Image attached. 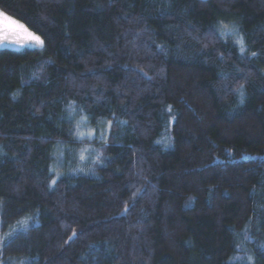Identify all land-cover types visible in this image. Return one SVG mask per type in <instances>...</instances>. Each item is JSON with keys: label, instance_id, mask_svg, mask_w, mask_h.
<instances>
[{"label": "trees", "instance_id": "16d2710c", "mask_svg": "<svg viewBox=\"0 0 264 264\" xmlns=\"http://www.w3.org/2000/svg\"><path fill=\"white\" fill-rule=\"evenodd\" d=\"M0 9V264H264V0Z\"/></svg>", "mask_w": 264, "mask_h": 264}, {"label": "rangeland", "instance_id": "374dc122", "mask_svg": "<svg viewBox=\"0 0 264 264\" xmlns=\"http://www.w3.org/2000/svg\"><path fill=\"white\" fill-rule=\"evenodd\" d=\"M22 22L10 17L0 9V48L4 45L12 49H24L27 46H35V41L29 37L28 32L39 36L35 32L29 30L24 24L28 32L20 29L18 25ZM41 39V37H40ZM37 46L40 44L36 43ZM95 129H90L83 122L78 125L77 133L81 138H94Z\"/></svg>", "mask_w": 264, "mask_h": 264}, {"label": "snow or ice", "instance_id": "6c2138e0", "mask_svg": "<svg viewBox=\"0 0 264 264\" xmlns=\"http://www.w3.org/2000/svg\"><path fill=\"white\" fill-rule=\"evenodd\" d=\"M18 27H19L20 29H23L25 32H28V30L25 28V26H24L23 24L18 25ZM28 35H29V37H31V39H33L36 43L41 44V45L43 44V40H41L39 36H36L35 34H33V33H31V32H28Z\"/></svg>", "mask_w": 264, "mask_h": 264}]
</instances>
